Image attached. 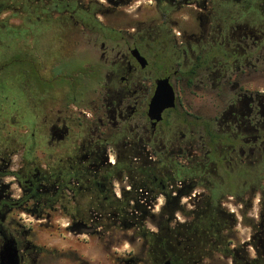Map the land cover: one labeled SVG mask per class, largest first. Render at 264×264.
I'll use <instances>...</instances> for the list:
<instances>
[{"label":"flooded vegetation","instance_id":"1","mask_svg":"<svg viewBox=\"0 0 264 264\" xmlns=\"http://www.w3.org/2000/svg\"><path fill=\"white\" fill-rule=\"evenodd\" d=\"M0 48V248L23 215L115 239L187 198L229 247L205 264H264V0H0Z\"/></svg>","mask_w":264,"mask_h":264},{"label":"rangeland","instance_id":"2","mask_svg":"<svg viewBox=\"0 0 264 264\" xmlns=\"http://www.w3.org/2000/svg\"><path fill=\"white\" fill-rule=\"evenodd\" d=\"M103 20L109 27L116 24V21L113 20ZM39 27L43 26L39 25ZM55 27L59 28L58 26ZM41 39L42 41L45 40L44 44L56 45L60 43L57 40L58 36H43ZM35 40H33V44H37ZM65 43L70 44L69 41H65ZM7 44L10 45L9 49L18 51V43L8 41ZM4 48H8L7 45ZM2 50L0 48V65L7 63L8 66L0 68V77L5 80L11 77L15 79L18 66L16 64L17 53L10 57L4 55ZM73 50L74 54L78 55L83 48H74ZM91 50L93 51V49H89L90 55L92 54ZM74 54L70 62L73 67H79L83 60L77 55L75 57ZM30 57L33 58L32 55ZM26 118H29L28 113ZM162 202L163 199L161 198L154 212H158ZM184 202L186 210L192 209L193 205L189 203V199L186 198ZM178 216L179 220H187L186 216L181 214ZM23 218H26V225H23V222L17 225L18 231L23 235L21 264H150L144 256L143 242L138 239L134 230L120 229L118 238L115 239L107 236L100 238L87 234H75L63 225L58 226L59 223L56 220L38 225L34 224L35 219L30 221L33 224L29 223L28 219L32 217L23 215ZM66 221L61 220V224H66ZM29 224H32V227H29ZM147 226L157 229L153 223ZM250 250L254 254V250Z\"/></svg>","mask_w":264,"mask_h":264},{"label":"trees","instance_id":"3","mask_svg":"<svg viewBox=\"0 0 264 264\" xmlns=\"http://www.w3.org/2000/svg\"><path fill=\"white\" fill-rule=\"evenodd\" d=\"M90 14L87 17V27L90 29L101 28L104 24L98 19L92 18ZM177 211L172 210L166 212L161 210L153 213L157 219H150V221L157 227L156 230L147 226L146 223L143 224V219L139 217L140 214H136L133 218L136 224L132 228H125L121 225L120 229L135 231L138 238L140 237L143 242L144 256L150 264H166L167 261L170 264H205L206 261H209L217 247L223 252H226L229 248L228 245L217 246L212 244L208 240V237L198 244L196 236L200 228L195 219L196 213L193 207L190 210H186V208L183 211L180 210L183 216L187 217L186 221L176 223L173 222L172 218L169 219V222L166 221L167 215H173ZM159 221L161 222L160 227L157 224ZM207 233L209 234L208 230ZM256 262L257 260L249 261L250 264H256Z\"/></svg>","mask_w":264,"mask_h":264},{"label":"water","instance_id":"4","mask_svg":"<svg viewBox=\"0 0 264 264\" xmlns=\"http://www.w3.org/2000/svg\"><path fill=\"white\" fill-rule=\"evenodd\" d=\"M164 83L159 82V87L154 97V103L152 105V112L155 117L159 118L162 110L165 107L174 105L173 90L169 89L170 93L166 99H164V93L162 85ZM19 248L14 238H8L0 248V264H21V258L19 254ZM166 264H170L167 261Z\"/></svg>","mask_w":264,"mask_h":264}]
</instances>
